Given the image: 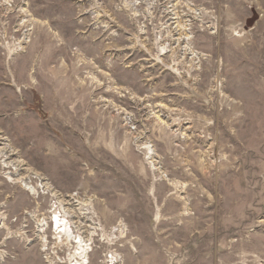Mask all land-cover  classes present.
Returning <instances> with one entry per match:
<instances>
[{"label":"rangeland","instance_id":"1","mask_svg":"<svg viewBox=\"0 0 264 264\" xmlns=\"http://www.w3.org/2000/svg\"><path fill=\"white\" fill-rule=\"evenodd\" d=\"M0 148V264H264V0H0Z\"/></svg>","mask_w":264,"mask_h":264},{"label":"bare ground","instance_id":"2","mask_svg":"<svg viewBox=\"0 0 264 264\" xmlns=\"http://www.w3.org/2000/svg\"><path fill=\"white\" fill-rule=\"evenodd\" d=\"M0 150L5 152V153L7 152L6 149H1L0 148ZM45 187H43V188H45ZM47 188H46V190H50L49 187H47ZM51 192H52V190H51ZM52 196H56V194L53 193ZM64 202H66V201L59 200V203L57 201V203H58L57 205H59V207H56V210L53 212V216L50 219L51 223H52V228H53L52 232H53V234H54L56 239L60 238L61 241L64 243V245H67L69 248L73 247L74 245L78 246L76 252L74 254H72V256H71L72 257L71 258L72 259L71 262H73L74 264H89V260H88V256H89L88 244L86 243V241L84 240L83 237H81L79 235H76V233L73 230L71 221H69V220L68 221L70 223V226L68 225L69 223H67L66 219H69V218L73 219L74 215L70 214L69 212H67L65 209L62 208L63 207L62 203H64ZM68 203H70V202H68ZM61 209L64 211V214H65L62 217H60V214H63ZM57 210H58V212H56ZM59 211H61V213H59ZM78 216H81V214H79ZM77 219H79V218L77 217ZM79 222H76L74 224L78 225L77 227L80 228L81 234H84V230H83L84 229V225L81 224L83 222H81V223H79ZM44 231L45 230H43V231L41 230L40 233H44ZM44 242H45V240H44ZM115 259L116 260H112L111 263L112 264H119L118 259L117 258H115Z\"/></svg>","mask_w":264,"mask_h":264}]
</instances>
